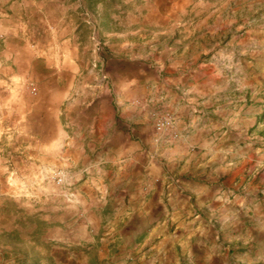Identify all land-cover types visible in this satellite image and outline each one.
<instances>
[{
  "label": "rangeland",
  "instance_id": "374dc122",
  "mask_svg": "<svg viewBox=\"0 0 264 264\" xmlns=\"http://www.w3.org/2000/svg\"><path fill=\"white\" fill-rule=\"evenodd\" d=\"M140 1L142 0H75V15L81 18L84 25L81 30L89 36V39L82 40L86 51L84 64L87 65L82 78L92 74L89 70L93 68L101 80H107V67L112 63L109 52L113 51L111 49L115 43L122 42V38L127 42L136 41L137 44L134 45L137 47L133 50L142 54L141 62L148 64L145 67H195L197 76L192 75V82L204 79L206 82L194 87L190 95L192 93L197 96L209 91L219 94L221 100L217 108L214 107L215 104L213 107L204 106V111L213 108L217 113L221 112L218 121H215V112L212 118L209 116V120L217 126L223 124V128H219L221 130L227 126L229 135L233 137L237 129L236 135L240 134V139L235 137L236 142L227 141V148L221 149L225 145L221 133H217L216 137L212 133L211 142L209 131H187L185 135L188 138H184L188 140L190 147L178 150L180 146H177L175 153L170 151L172 149H168L169 152L166 153V157L174 154L179 157L169 165L170 168L174 167V179L183 180L185 177L184 174L177 173L180 166H174L181 161L180 156L187 157L194 153L190 163H194L196 167L203 162L202 168H195L200 173L206 174L212 161L214 163L211 169H218L221 161L237 162V166L229 168L224 177L228 178L234 175V171L242 170L245 181L254 178L253 182L259 186V196L263 197L264 0H260V4H255L252 0H173L178 5H196L200 18L209 13L206 19L210 17L214 21H206L209 24L206 28L219 31V38L215 37V32L203 34L192 45L189 55L179 54L178 50L172 48L173 39L148 40L147 46L143 47L144 44L140 41L145 42L146 39L140 40L141 37L136 39V36L124 35L118 41L109 38L108 24L102 20L107 19L106 12L115 14L120 27H127L129 23L138 20V13L144 14V7L147 5ZM151 1L148 0V7H151ZM97 3L99 9L95 6ZM97 15L103 22L98 23ZM184 15L187 17L188 14ZM174 22H178V19ZM11 25L17 26L19 33L23 30L22 24ZM7 26V23L0 24V39L5 37L3 33ZM151 28L155 31L154 27ZM135 29L136 27L131 28L132 31ZM212 36L215 38H211ZM177 41H180L177 44L187 43V39L179 38ZM13 43L18 41L8 36L6 40H0V48ZM169 46H172V51L164 49ZM159 72L154 69L146 70L147 76L152 78L159 76ZM161 73L168 76L170 72ZM34 82L39 83L35 77L29 78L26 67L23 71H18L15 67H0V264H160L163 259L165 264H174L170 241L166 240L164 245L159 243L162 235L152 236L146 230L147 227L136 218L134 223H140V230L135 228V232L131 231L133 224L123 227L122 222H117L114 217L117 208L121 212L128 209H124L121 201V204H117L116 200H109L110 186L106 184V178L113 171H121L109 164L110 161H115L112 153L101 151L105 145L96 149L91 137L74 136L70 140V135L65 136L56 113L45 114L43 105L36 102ZM241 87H244L243 101L226 104L227 100L236 98ZM77 92V95L82 94L80 88ZM100 95L109 96L103 90ZM190 106L192 107L191 102L189 108L183 109L179 120L188 123L186 118L190 120L198 114V105L194 106L195 110ZM239 112L243 114V121L239 116L236 120H231ZM164 113L171 115L172 123L157 132L155 122ZM256 114L257 118L251 126L252 117ZM196 119L197 117L194 122H197ZM174 126V112L163 109L155 114L152 141L160 143L162 139L177 138ZM241 128L243 132H240ZM185 130L186 128L180 131ZM87 140L90 141L87 143ZM82 141L88 147L83 146ZM221 143L223 145L219 146ZM209 146L212 147L211 151L207 149ZM105 156L109 159L105 161L109 163L103 161L104 166L101 163L99 166L94 165ZM127 203L125 201V205ZM165 205L167 213L162 214L164 218L170 215L171 202ZM126 216L123 215L121 219H126ZM145 220L146 217L142 218V221ZM167 229L166 233L169 235L172 227L168 225ZM158 233L159 231L156 235ZM116 236L121 240L119 243L132 239L138 244L131 248L127 256H121L124 253L122 247L117 249L122 252L115 254L116 249L112 250L111 246L118 242ZM134 236H137L135 240ZM240 251L242 250L238 249L236 255L242 257ZM181 264H188L187 260L184 259Z\"/></svg>",
  "mask_w": 264,
  "mask_h": 264
},
{
  "label": "crops",
  "instance_id": "0c3cea01",
  "mask_svg": "<svg viewBox=\"0 0 264 264\" xmlns=\"http://www.w3.org/2000/svg\"><path fill=\"white\" fill-rule=\"evenodd\" d=\"M142 1L147 5L144 14L138 13V20L129 23L127 27H120L115 14L106 12L107 19H101L108 24L109 38L118 41L124 35L136 36V39L141 37L140 40L146 39L145 42L140 41L143 47L147 46L148 40L173 39L171 47L182 55H189L192 45L203 34L215 32V37L219 38V31L206 28L209 25L206 21L211 23L214 20L210 17L206 19L209 13L200 18L196 5L188 7L180 3L178 5L173 0H152L151 7H148V0ZM252 1L260 4V0ZM74 2L0 0V24H8L3 33L5 37L0 40L10 36L18 41L0 48V67H15L18 71L26 67L29 78L35 77L39 81L34 82L36 102L43 105L45 114L56 113V118L63 126V134L70 135V140L74 136L91 137L96 149L105 145L101 151L112 153L115 161L109 163L105 161L109 160L105 156L94 165L99 166L101 163L104 166V161L121 170L113 171L106 178V184L110 186L109 200H116L117 204H121V201L124 209H128L121 212L117 208L113 212L117 222L124 224L123 227L133 224L131 231L135 232V228L140 230V221L152 236L162 235L159 243L164 245L166 240L170 241L174 264H181L184 259L188 264H264V196H259V186L253 182L254 178L245 181L242 170L234 171V175L228 178L224 177L229 168L237 166V162L232 161H221L218 169H211L212 161L209 171L206 174L200 173L195 168H202L203 162L196 167L194 163L191 164L190 159L194 157L192 153L187 157L180 156L181 161L174 166H180L177 173L185 177L183 180L174 179V167L170 168L169 165L179 157L175 154L166 157L168 149L175 153L177 146H180L178 150L189 148L190 144L184 136L187 131L195 129L209 131L210 137L212 133L215 137L221 133L222 142L225 141V145L219 144L223 145L221 149L227 148V141L236 142L235 137L240 139V134L236 135L237 129L233 137L229 135L227 126L221 130L223 124L217 126L209 120L215 112V121H218L221 112L217 113L213 108L204 111V106L215 104L217 108L220 95L209 91L197 96L191 93V97V90L206 82V79L192 82V75L197 76L195 67H145L148 64L141 62L142 54L133 50L137 47L134 45L136 41L127 42L123 38L109 52L112 63L107 67V80H101L93 68L89 70L92 74L82 78L87 67L84 64L86 51L82 40L89 39V36L81 30L84 25L81 18L75 15L77 5H73ZM95 6L99 9L98 3ZM184 14H188L187 17ZM97 18L98 23L102 21L99 15ZM175 19L178 22L175 23ZM11 23L22 24L23 30L17 32V26ZM135 27L132 31L131 28ZM179 38L187 39V43L177 44ZM171 47L164 49L172 51ZM148 69L160 71L159 76H147ZM164 71L170 72L169 75H162ZM78 88L82 90L81 95H77ZM241 88L236 98L227 100L226 104L243 101L244 87ZM102 90L108 92L109 96H101ZM190 102L193 110L195 105L200 109L190 119L192 122L186 118V123L185 120H179V115L185 107L189 108ZM163 109L174 112L173 131L177 138H167L169 141L162 139L161 144L154 143V115ZM195 116L197 122H194ZM238 116L243 121L240 112L235 113L231 120H236ZM256 118L257 114L252 117L251 126ZM181 122L184 125H179ZM185 128V131H180ZM240 132H243L242 128ZM81 143L88 147L85 142ZM207 149L211 151L212 147ZM122 156L125 157L120 158ZM100 172L105 174L102 170ZM125 201H128L126 205ZM170 202V215L164 218L162 214L167 213L165 204ZM123 215H127L124 220L121 219ZM145 217L146 220L142 221ZM135 218L138 220L136 223ZM168 225L172 227L169 235L166 233ZM136 238L134 236V240ZM115 239L118 242L115 241L111 248L114 251L116 249L114 253L117 254L122 252L117 250L122 247L124 253L121 256H127L131 248L138 244L132 239L121 243L118 236ZM238 249L242 250V257L236 255ZM163 260L160 264L166 263Z\"/></svg>",
  "mask_w": 264,
  "mask_h": 264
},
{
  "label": "built area",
  "instance_id": "2783aa9c",
  "mask_svg": "<svg viewBox=\"0 0 264 264\" xmlns=\"http://www.w3.org/2000/svg\"><path fill=\"white\" fill-rule=\"evenodd\" d=\"M172 123V118L171 115L169 113H164L162 116H160L156 122H155V130L157 132H161L162 130H164L165 128L169 127ZM156 141L158 140L155 139Z\"/></svg>",
  "mask_w": 264,
  "mask_h": 264
}]
</instances>
